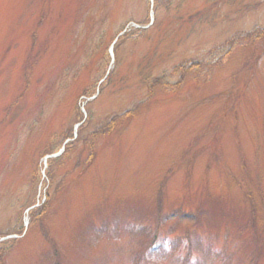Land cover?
I'll return each mask as SVG.
<instances>
[{"label": "rangeland", "instance_id": "obj_1", "mask_svg": "<svg viewBox=\"0 0 264 264\" xmlns=\"http://www.w3.org/2000/svg\"><path fill=\"white\" fill-rule=\"evenodd\" d=\"M159 2L0 0V264H264V0Z\"/></svg>", "mask_w": 264, "mask_h": 264}, {"label": "trees", "instance_id": "obj_2", "mask_svg": "<svg viewBox=\"0 0 264 264\" xmlns=\"http://www.w3.org/2000/svg\"><path fill=\"white\" fill-rule=\"evenodd\" d=\"M160 4V2H159V0H153V7H152V9L153 8H157V6ZM148 8H149V3H148ZM121 29H123V28H121ZM130 31L132 32V36L134 37H137L138 35H140L142 32H143V29H141V28H131L130 29ZM126 34V33H125ZM124 34V35H125ZM261 38H264V26H261V27H259V26H257V27H255V28H253V30L250 32V33H248V34H245L244 35V39L246 40H248V39H250V43H254L256 40H258V39H261ZM121 41H122V39H118V41H117V44L116 45H114V47H113V52H115V51H117L118 50V45L121 43ZM119 42V43H118ZM227 44H229V41H227V42H225V44L224 45H227ZM228 46V45H227ZM227 48H229V46L227 47ZM229 50V49H228ZM228 51L226 50V51H224L223 52V54H222V56H221V58L220 59H222L224 56H225V54L227 53ZM218 61V60H217ZM217 61H215L214 63H216ZM197 63V64H196ZM196 63H194V61L193 60H188L187 61V67H183L182 65L181 66H177V67H174L173 69H172V71L175 73V72H178V71H180V72H189L192 68H197V67H199L198 65L200 64V63H198V62H196ZM219 63H220V61H219ZM208 64H210V62H208ZM109 76H110V74L107 76V78L106 79H108L109 78ZM103 77V76H102ZM101 77V78H102ZM100 78V79H101ZM165 82H163L162 81V79H161V77H159V78H155V79H152V80H149V82H148V92H149V94H147V96H151V94H152V89H153V87L156 85V84H164ZM77 115H78V118H77V122H81L80 124L81 125H79V126H83L84 125V122L82 123V120H83V116H82V113L80 112V110H79V107H77ZM113 122H115L114 121V119H111V120H109L108 122H107V124H106V126H104V127H100V128H98L94 133H91L90 134V142H91V144H90V142L89 141H87V140H85V142L87 141V143H88V146H89V149H90V151H89V153H88V158H91L92 156H93V153H92V151H93V145L92 144H94V141H95V139H96V136L97 135H99V134H103V133H105L106 132V130L107 131H109V129H110V127L112 126V124H113ZM76 136L74 137L71 133H69V134H65L64 136H63V138H62V141L63 142H65L66 140H68L65 144H64V151H63V154L66 152V150H68V149H70V147H72L73 145H74V143L76 142ZM50 153V152H49ZM62 154V155H63ZM62 155H60L59 157H61ZM58 158V157H57ZM57 158H55V159H50L49 161H48V166L49 167H51L53 164H55V161L57 160ZM174 216H176L179 220H188V218H190V220L192 221L193 219H194V216L193 215H191V214H187V213H182V214H180V215H174ZM188 217V218H187ZM187 239L189 240L190 239V235L189 234H187ZM157 237H155L154 238V240L156 239ZM162 240H160L159 239V242H158V245L156 246V248H151L150 249V251L148 252V256L146 255V256H144V257H146V258H148V257H150V256H154V257H157L156 256V252H158L159 254H162L163 256H168L169 255V253L170 252H173L175 249V247L177 248V246H178V241H176V242H174V243H172L171 245L169 244V245H167L166 243H164V242H166V239L165 238H161ZM14 241V240H13ZM153 241V240H152ZM151 241V242H152ZM12 242V241H11ZM11 242L10 241H7V242H5V243H3V245L2 246H0V263L2 262V258H3V256H4V252H5V250L8 248V247H6V245H8V244H11ZM154 242V241H153ZM153 242H152V244H153ZM164 245H167L166 247H167V249L168 250H165V247H164ZM166 251H167V253H166ZM190 256V255H189ZM190 260V261H189ZM177 261H178V259H177ZM176 261V262H177ZM198 264V262H196L194 259H192V258H190L189 259V257L187 256V259H186V261L184 262V264Z\"/></svg>", "mask_w": 264, "mask_h": 264}]
</instances>
